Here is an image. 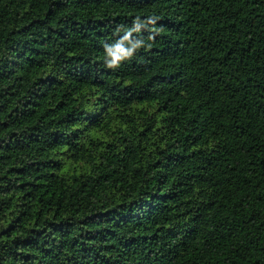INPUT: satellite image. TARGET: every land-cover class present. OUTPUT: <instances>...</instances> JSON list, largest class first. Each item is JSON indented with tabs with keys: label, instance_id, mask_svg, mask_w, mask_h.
<instances>
[{
	"label": "trees",
	"instance_id": "trees-1",
	"mask_svg": "<svg viewBox=\"0 0 264 264\" xmlns=\"http://www.w3.org/2000/svg\"><path fill=\"white\" fill-rule=\"evenodd\" d=\"M0 264H264V0H0Z\"/></svg>",
	"mask_w": 264,
	"mask_h": 264
},
{
	"label": "clouds",
	"instance_id": "clouds-1",
	"mask_svg": "<svg viewBox=\"0 0 264 264\" xmlns=\"http://www.w3.org/2000/svg\"><path fill=\"white\" fill-rule=\"evenodd\" d=\"M156 19V17L148 16L142 20L136 16L131 26L117 25L113 29L116 38L111 42L101 41L103 66L109 69L119 68L123 63L131 60L140 49L151 47L148 41L154 39V36L149 35L146 40L142 32L149 30V26H154Z\"/></svg>",
	"mask_w": 264,
	"mask_h": 264
}]
</instances>
